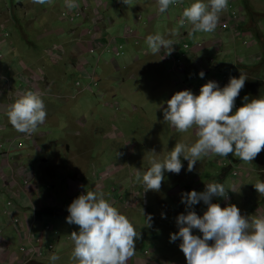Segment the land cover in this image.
Returning <instances> with one entry per match:
<instances>
[{
    "label": "rangeland",
    "instance_id": "obj_1",
    "mask_svg": "<svg viewBox=\"0 0 264 264\" xmlns=\"http://www.w3.org/2000/svg\"><path fill=\"white\" fill-rule=\"evenodd\" d=\"M63 1L64 0H58L56 2L57 5H61L59 9L64 5ZM240 1V5L237 4L235 0L228 1L227 8L220 15L224 16L226 11L230 13L231 9L239 10L241 17L246 20L245 24L240 26L239 32L242 33V31L246 30L251 31L254 35L253 41L257 43L251 47H246L243 44L244 40L247 39L246 37L237 33L232 37L227 31L221 32V36H223L224 40L221 44V51L223 54H215L212 57L211 63L201 59L202 63L200 67L197 68H194L191 62L189 63V59L183 60L184 64L182 63L177 71L170 70L172 74L167 72H165L167 74H164L161 71V76H159L157 71L152 70V64L144 57L150 54V49L146 41L141 42V40H138L137 45H134L133 39H123L125 27L123 23L124 20L114 17L117 20L114 25H112L111 21L109 25L102 27V34L104 36H102V42L105 45V51L100 56L99 54L86 55L87 65L85 69L81 71L84 72L86 70L87 74L91 73L93 68L95 69L97 67H95V64L98 59V67L95 69L98 85L92 87L91 90H87L85 87L89 85V80L86 77L76 75V79L74 80V82L77 80L81 84L79 88L83 90L77 100V106L72 104L71 107L76 108L77 114H75L74 117L78 118V120H82L84 125H81L82 127L80 126L74 131L71 129L67 133V128H65L64 131L62 130L64 125L43 122L38 125L40 132H48L43 142H39L38 140L41 139V137H34V132L31 139L32 141L20 139L18 142L21 143V147H23L17 151H12V154L15 156L13 166L18 168H32L34 173L33 178L37 175V179H32L33 185H40L38 187L39 197L36 198L34 196L35 198H31L32 194H27L31 199L29 202L31 204V209L28 208V200L24 195L19 196L18 199L20 200L17 199L18 201L15 202L14 209L18 212L22 206H25L29 214L24 215L20 211L19 213L28 220L35 219L37 212L42 214V220L38 221L37 219L33 222V232L35 234H38L42 226L46 223L52 226V231L46 234L43 255L36 260L39 264H77L76 261L71 259L74 250V242L71 239V233L73 231L78 232L79 226L67 222V217L69 216L67 209L75 198L87 191L103 192L105 198L116 206L122 214H125L133 223L137 233H140V238L136 240L135 255L127 261V264H187L186 257L179 247L181 240L178 238L176 241H171L170 236L179 231L177 217L180 214L186 215L188 211H195L198 215L202 216L207 210L208 205L201 200L189 208L179 197L174 198L171 196L170 191H172L175 185H181L192 180L193 183H191L190 189L203 192L207 183H218V181H212V177L218 176L214 173L215 169H217L219 173L225 171L226 183L223 185L227 189V195L226 197L213 196L211 198L212 203H218L221 207L235 204L240 209L241 215L244 216H264V205L257 204L258 209L253 206L255 201H259L258 197H253V194H247L244 200L241 201V193L238 192L239 187L237 188L238 191L232 190L233 184L240 180L235 179L233 173L237 172L239 176L241 173L243 179L244 173H246L244 170L246 167L249 168L246 169L249 172L253 171L251 174V184L253 186L260 177L264 178V173L259 172V170H263L264 168V158L262 166L258 168V165L242 161L239 157H236L235 154L230 153L227 157H222L212 153L208 154L209 158L206 164H204V159L206 158L203 157L200 161L196 162L194 170L189 172L187 170L188 161L181 157L183 164L182 170L179 174L165 171L164 180L162 181L159 191H144L145 185L142 182L143 174L151 166L149 163L150 158L154 157L162 161L170 154V151L177 142H184L191 145L197 140V138L193 136L181 139V133L178 132L174 126H171L170 123H166L164 118L160 117V107L158 106H160L161 103L167 104V99L170 94L173 95L177 91L188 89L194 94L197 92L196 95H198L201 86L209 80L216 81L218 85L223 88L229 82L230 77L238 78L241 73L248 76V72L251 71L252 75L250 76L255 77L258 83L262 81L260 84L262 88L260 96H264V43H261L260 39V36L264 39V0H257V2L254 0V3H250V0ZM246 1L249 2V7L240 9L239 6H243ZM130 2L132 5L123 3L120 4V6L128 7L132 12L125 22H127L126 25L136 31L133 21L138 15H141L142 22H140V24L144 25L146 14L149 9L136 12L135 6L138 0H130ZM193 2L194 0H184L183 5L188 7ZM2 3H5L9 8H11V6H16L17 8V10H14L15 13L13 14V18L17 22H13V25L9 28L6 27L7 29L4 30V33H11L15 38L19 39L18 35L21 36V33L18 29V24L22 25L23 32H25L28 37H32L34 32L39 30V25L26 27L24 23L28 19H31L29 23H32V19L36 17L33 13H39L40 8L47 6V3L37 4L29 0H0V4ZM19 3L23 5L22 10L20 9L21 6H19ZM113 7V4H110L106 14L111 12V8L114 10ZM158 9L159 4L156 5L155 13L151 16L153 19L158 18ZM12 10L13 9H11V11ZM257 11L261 16L257 14ZM44 12L45 11L42 10V12H40L41 15L42 13L44 14ZM166 13L169 15V20L165 19L164 14ZM176 18L182 19L183 17L179 16L178 8L170 5L169 9L154 22L153 33L163 35L164 32L168 31V29L170 31L171 29L172 31L175 30L176 34L179 28H182ZM120 21L121 23H119ZM63 23H65V21ZM73 25L69 24L68 30H60L61 33L65 32L66 36L70 39L63 37V43L61 42L63 48L64 45L70 43L73 39L75 42L77 38L85 35V31L80 29L79 26H74L75 31L72 32ZM79 30H83L84 33L78 35ZM136 32L143 37L142 33L144 30L142 28L138 29ZM124 35L127 39L128 36L125 32ZM109 37L115 38L113 42L115 45L114 48L117 49L121 46L120 55L116 56L115 52H113L114 48L111 45L107 47ZM197 38H199L198 34L195 33L193 36L186 38L185 41L193 45L197 41L194 43H190V41ZM20 39L23 42V48L20 52V58H22L25 56L24 53H29V47L28 43L25 42L23 38L20 37ZM125 43H128L127 45L132 43L136 48L132 47V50L134 49L133 51H126L124 48V46H126ZM39 46H41V43ZM166 51V49L161 48L159 53H157V57L162 61L161 64L163 65H167L164 58H162ZM212 52L211 48L205 49V53L207 54ZM61 53H64V50L60 52L55 61L49 59L53 65L47 62L46 65H42L40 68H38L39 66L34 68L35 70L33 72L37 74L44 73L46 81L50 82L49 84L48 82L45 83V88H43V94L41 95L42 100L45 94L48 93V90L54 86V84L58 83L57 79L47 74L46 70L52 69V67L59 70L62 64L67 65L68 63L65 57L63 60L62 56L64 54L61 56ZM181 53L183 52L181 51L180 54ZM180 54L177 55L176 58H180ZM2 55L3 57L0 58V62L5 60L4 53ZM76 57H79V55ZM91 57L93 60L89 62V58ZM194 57L195 56H193V58ZM190 58H192V56H190ZM137 60H139L137 66H134L133 71L127 74V77L124 74H120L117 77L118 72H116L115 69L117 70L119 67L122 69L124 64L132 66V64L129 63H135ZM74 62V68L76 66L78 70H81L82 68H79V63L76 62V59ZM45 66L46 68H44ZM111 68L113 70L110 71L109 69ZM201 71L204 72L203 77L199 75ZM122 72L125 71L122 70ZM173 76L176 80V86L167 90L166 84ZM0 77V85H2L0 89L8 90L9 97L13 96L18 99L20 95L18 91L19 85L18 83L15 85V83L12 82V74L7 70L6 72L0 70ZM16 77H18V75ZM131 77L134 78L130 79ZM109 78H112L111 85L114 89L111 93L109 92L108 86L105 87V91L100 89L102 84L107 81L109 83ZM184 78L190 79L183 80ZM58 79L60 81L61 77H58ZM114 79H119L121 82L117 84L113 82ZM188 80H190V83ZM246 82L247 80L241 90V96H238L235 101V104L239 106L246 102ZM104 85H107V83ZM254 88V84L250 85L252 94H255ZM1 95L0 91V97ZM57 99L60 100V97H55V100ZM0 100L2 101V99ZM51 101L52 105L55 106L54 100ZM0 106H2L1 103ZM2 108L5 109L6 106ZM193 129L183 134L189 133ZM77 131L79 132L78 134H76ZM2 132L8 135L10 131L7 129L5 131L0 130V141L4 142L6 136ZM59 139H70L68 140L69 148H67L66 151L61 147ZM25 141H28L30 144ZM32 142L37 145L33 146ZM34 148L36 150L35 155L39 157L37 168H35L34 162H31V157L35 156L32 151ZM153 150L155 152H153ZM46 159L48 162H51L49 164L45 163L46 167L54 163L55 165L60 164L65 166L67 170L57 167L51 168L54 176L49 180L50 176L47 175V170L49 168H43V163ZM86 161L89 162L88 167L84 166V164L83 166L80 165ZM113 162H115L113 165H108ZM74 165L76 166L74 167ZM72 168L83 176L79 178L83 183L82 192L74 193L71 196L62 194L61 198H58L59 195L57 194L53 196L50 190L52 187L45 188L44 183L51 185L52 183H58V181H55L56 178L58 176L62 178L64 175L71 179H75L77 176L74 174ZM200 168L204 169V173L200 172ZM138 172L141 175L140 180L137 179ZM40 180H43V182H40ZM96 186L102 188L96 190ZM63 187L64 186H62L61 189H63ZM248 191L250 190H245V192ZM254 191L257 192L256 189H254ZM44 195L52 196V198L54 197L56 202L58 199L59 206L63 208H50L54 207L55 201ZM67 197L69 198L67 199ZM8 200H10V198L5 193V190L0 189V229H2L4 238L10 242L9 250L18 254L19 242L16 231L12 227H6V216L4 211L5 204ZM12 201L14 202L13 199ZM43 205L47 207L45 208ZM250 206L253 207L251 208ZM148 217H151V220L148 222L150 226H147ZM193 234L202 237V233L198 229H193ZM209 243H212V241H209ZM48 245H52L51 250L47 249ZM53 254L58 255L60 258L56 261H52L50 257Z\"/></svg>",
    "mask_w": 264,
    "mask_h": 264
},
{
    "label": "clouds",
    "instance_id": "obj_2",
    "mask_svg": "<svg viewBox=\"0 0 264 264\" xmlns=\"http://www.w3.org/2000/svg\"><path fill=\"white\" fill-rule=\"evenodd\" d=\"M32 2L45 4L48 0ZM122 2L132 5L130 0ZM176 3L177 0H158V10L164 13ZM227 6L228 0H194L182 14L192 25L188 35L215 31L220 14ZM66 7L73 9L78 5L75 0H67ZM185 19L180 20L181 26ZM171 34L174 35L175 30ZM146 43L154 55L161 48L168 50L165 55H170L175 44L160 34L149 35ZM199 75L203 77L204 72ZM246 80V75L241 73L238 78L230 77L223 88L216 81L209 80L201 86L198 95L185 89L171 96L164 109V121L180 133L195 127L197 140L191 145L177 142L162 161L150 158L151 166L142 176L144 191H159L165 171L179 174L183 168L181 157L188 161L187 170L191 172L196 162L209 153L222 157L231 153L242 161L250 162L264 150V96L250 101L246 97V102L233 111ZM46 116L44 101L39 93L32 90L25 91L7 111L11 125L25 134L35 132ZM137 179H141L139 172ZM254 187L264 195V182L257 181ZM226 195L227 189L220 183H207L203 192L192 190L182 195V202L189 208L201 200L208 205L202 216L195 211L180 214L177 217L179 231L170 236L171 241L181 240L179 247L187 264H264V216H244L235 204L221 207L211 202L213 196ZM67 210V222L79 226L78 232L71 233L74 242L71 259L77 264H127L135 255L140 233L130 219L105 198L103 192L80 194ZM150 220L148 217L147 226H150ZM193 229H198L202 237L193 234ZM59 258L55 254L50 257L52 261Z\"/></svg>",
    "mask_w": 264,
    "mask_h": 264
},
{
    "label": "crops",
    "instance_id": "obj_3",
    "mask_svg": "<svg viewBox=\"0 0 264 264\" xmlns=\"http://www.w3.org/2000/svg\"><path fill=\"white\" fill-rule=\"evenodd\" d=\"M29 1L32 2V0H29ZM57 1L58 0H55V1H50L49 0V2L47 3V6L41 7L40 8V12H42V10H44L45 11L44 14L42 13V15H41L40 12L37 13V14L33 13V15L36 16V17H35V19H32L33 20L32 23H29L31 21V19H28L27 21H25L24 24L26 25V27H29L31 25H34V26L35 25H39V30H36L34 32V34L32 35V37H28L26 35V33L23 32L22 25L18 24L19 28L18 27L17 28L19 29V31L21 33V36L18 35L19 39L15 38L14 35H12L11 33H9V34L6 33V34H8L7 37H5V35H4L5 33L3 34L4 30H6L7 28H9V27H11L13 25V22H17L13 18L14 17L13 14L15 13L14 10H17L16 6H11V8H9L5 3L0 4V53L1 54L4 53V57H5V60L0 62V70H2V72H6V70H7L13 76L12 82L15 83V85H16V83H18V85H20L21 84V80L19 79V76L23 75L24 71L27 68L35 70L34 68L36 66H39L38 68H40L42 65H46L47 62L50 65H53V64H51V62L49 61V59H48V57L46 55V51L47 50H49V49H57V51L59 49H61V51L64 50V53H61V56L64 54L62 57H63V60H64V57H65V59L68 61L67 65L62 64L60 66L59 70H57L55 67H52V69H47L46 70L47 74H49L50 76H52L55 79H57L58 83L54 84V86H52L48 90V93H46L45 96L43 97V101H44L45 108H46V111H47V116H46V119H45L44 122H49V123H52V124L56 123L57 125H64L62 130L64 131L65 128H67L68 129L67 133H68L69 130L73 129V131H74L76 128H79L81 125L82 126L84 125L83 124L84 122L82 120H78V118L74 117V115L77 114V110H76V108H72L71 105L75 104L77 106V102H78L77 100H78V98H79V96L81 95V92H82V89L75 88V86H74V83H75L74 80L76 79L75 76L76 75L84 76V74L87 73L86 70L84 72H81L82 70H78L76 66L74 68V64H75L74 60L76 59V62H77L79 60V57H82V56L87 55V54H85V53L82 54V53L79 52V50L75 46L74 39L70 43L64 45V48H63V44H62L63 40H64L63 37H66L67 39H69V38L66 36L65 32L61 33L60 30L61 29L64 30V29L69 28V24L66 23V22L63 23L64 21H62L59 18V11H60L59 7H60V5H57V3H56ZM236 1H237V4L240 5L241 1L240 0H235V2ZM108 2H109V4H113V6H114L113 7L114 10H112V8H111L110 9L111 12L109 14H106L107 17H109V24L112 21V25H114L117 22L116 18H114V17H118L121 20H124L123 23H124V25H126L127 22H125V21H126V19H128V16L130 14H132V12L128 9V7L120 6L117 3V1H113L112 0V2H111V0H108ZM178 2H179V4H178L177 8H178V11H179V16H183L182 15L183 14V10H184V8H186V6L183 5L184 0H183V2H182V0H178ZM205 2H207V0H205ZM256 2H257V0H256ZM250 3H254V0H250ZM157 4H158V0H138V3L135 6L136 12H141V11H143L145 9H149L147 11V14H146L145 24L144 25H142V24L135 25L136 31L138 29H141V28L144 30V32L142 33L143 37H141V35H139L137 33V36H138V38H140L141 42L146 41V39H147V37L149 35H155V33H153V28H154V25H155L154 22L157 19H159L160 16L163 14V13L159 12L158 13L159 16L157 15V17H158L157 19H153V17H151L152 14L155 13V7H156ZM19 6H21L20 9L22 10V6L23 5L21 3H19ZM239 7H240V9H244L246 7H249V2L246 1L243 6H239ZM11 9H13V10L11 11ZM257 14L259 16H261L258 11H257ZM222 17H223V15H220V19ZM119 23H121V21ZM4 27H5V29H4ZM181 30L182 29L179 28V30L177 31V33L174 36V35L171 34L172 30L170 29V31H169V29H168V31L164 32L162 36H164L166 39L173 40V42L175 43L176 37H177V35L179 34V32ZM74 31H75V27L73 26L72 27V32H74ZM84 31L83 30H79L78 31V35L83 34ZM183 31L185 32L184 35H183L184 36L183 39L185 40L186 38L189 37V35H188L189 31H186V30H183ZM197 34H198L199 38H197L195 40H191L190 43H194V42H196L198 40H201V41H206L207 43H209V46H211L213 42H215V43L220 42V44H222L223 41H224L223 40V36H221L222 34L219 33L218 25H217V28L215 29V31H213L211 33H203V32H201V33H197ZM100 36L101 37L98 39V41L103 44L102 39H103L104 36L102 34V31H101V35ZM20 37L23 38V40H25V42L28 43V47H29V50H28L29 53H24L23 52L25 56L22 57V58H20V52L22 51V48H23V42L21 41ZM260 39L262 40V36H260ZM18 41H20V42H18ZM176 42H177V40H176ZM40 43H41V46H39ZM125 44H126V46H124V48L126 49V51L132 50V47L136 48V46H134L132 43H130V45H127L128 43H125ZM143 49H145V48H143ZM104 51H105V49H104ZM146 51H149V50H146ZM149 52H150V54L147 55V56H144V57L146 58V60H148L149 63L152 64L151 66L153 67L152 68L153 71H157V74L159 76H161V74H160L161 71L164 74L171 73L170 69H169V67L167 65L161 64L162 61L158 59L157 54L154 55V54L151 53V51H149ZM73 54H75V55H73ZM100 54H101V52H100ZM77 55H79V57H76ZM192 57H193V55H192ZM92 60H93L92 57L89 58V62H91ZM189 60H191V58H189ZM137 62H139V60H137L135 63H131L130 62L129 64H132V66H129L128 64H124V67L122 69L120 67L117 69L119 71H117L115 69V71L118 72L117 73V77L120 74L121 75L124 74L127 77V74H129V73H131L133 71L134 66H137V64H138ZM96 66L98 67L97 63L95 64V67ZM44 68H46V66ZM83 69H85V68H83ZM109 70L111 71L113 69L111 68ZM122 70L125 71V72H122ZM261 71H263V70H261ZM165 72H167V73H165ZM17 75H18V77H16ZM58 77H61L60 81H59ZM133 78L134 77H131L130 79H133ZM18 79H19V81H18ZM186 79H190V78H184L183 80H186ZM111 82H112V78H109V83H108V81L105 82V83H107V85H104L105 83L102 84L100 86V89L105 91V87L108 86L109 92L111 93L112 91H114L113 86L111 85ZM113 82L118 84L119 82H121V80H119V79L115 80L114 79ZM188 82L190 83V80H188ZM175 83H176V80H175V78L173 76L172 78H170L169 82H167V84H166L167 90H170V89L174 88L176 86ZM259 83H262V81H259ZM0 84H1V77H0ZM0 86H2V85H0ZM241 93H242V91L239 93V96H241ZM171 96L172 95L170 94L169 98L167 100H169ZM55 97H60V100H58V99L55 100ZM51 100H54L55 106L52 105V101ZM56 101H58V102H56ZM235 106H236V104H235ZM235 106H234L233 111L236 110ZM2 107H4V106H0V127H1L0 130L1 131H5L7 129L8 131H10V133L8 135L4 134V132H2V133L5 136H7V137H12L15 134V128L11 125V123H10L8 117H7L8 108L4 109ZM158 107H160V109H159L160 110V117L164 118V109L167 108V104L161 103L160 106H158ZM60 115H62V116H60ZM78 133L79 132L77 131L76 134H78ZM47 134H48V132H46V131L40 132L39 131V126H37V129L35 130V133H34V137L35 138L41 137V139H38V140H39V142H43V139H44V137ZM4 135H3V137H4ZM180 135H181L180 136L181 139H185L188 136H190V137L193 136L194 138H197V136H196V128H194L189 133H186V134L181 133ZM68 140H70V139H59L60 145L65 151L67 150V148H69ZM32 151L34 152V155H35L36 154L35 153L36 152L35 148ZM262 151H261V154H262ZM209 154H212V153H209ZM204 158H206V159H204V164H206L208 162V158L209 157L207 155ZM46 161H47V159L43 163L44 164L43 168L44 169L49 168L47 170V175L50 176L49 180L51 178H53V176H54V173L52 172L53 170L51 168L57 167V168H63L64 170H67L65 168V166L60 165V164L55 165L54 163H52V164H50V166L46 167V164L51 163V162H48V161L46 162ZM31 162H34L35 168H37L38 162H39V157L37 155H35L34 157H31ZM114 163L115 162H113L111 164H108V165H113ZM252 163H254L255 165L256 164L258 165V160H254ZM83 164L86 167L89 166V162L88 161L83 162L80 165L83 166ZM262 164H263V155H262ZM75 166L76 165H74V167ZM246 169H249V168L246 167ZM246 169H244L246 171V173H244L243 179H242V175L240 173V178H239L240 180L238 179L239 182L236 181V183L233 184L232 190L238 191L237 188L239 187V191L238 192L241 193L240 194V196L242 197L241 201L244 200L245 195H247V194H253L252 195L253 197H255V196L258 197L259 201H255V204H253V206L256 209H258L257 208L258 207L257 204L264 205V195H260L258 192L254 191L255 187L251 184V174L253 173V171L249 172ZM199 170H200V172L204 173V169L203 168H200ZM240 170H243V169H240ZM214 173H216L218 176L214 177V178L212 177V181L213 182L218 181V183H220V184H225L226 183L225 171H222L221 173H219L218 170L215 169ZM74 174L77 176L75 179H71L70 177H68L66 175H64L62 178H59V176L56 178L55 181H58V186H59V190H60L59 193H57V195H59L58 198H61L62 194H65L67 196H71L72 194L77 193L76 191L71 190V189L67 190V185L70 183V181L78 182V185L81 188H83V183L79 180V178H82L83 176L80 175L77 170H74ZM109 175H111V174H109ZM35 179H37V175L33 178V180H35ZM258 181L264 182V178L260 177L258 179ZM40 182H43V180H40ZM185 182H187V181H185ZM191 183H193L192 180H190L187 183L181 184V185H175V187L172 189V191H170V195L173 196L174 198L179 197V199L182 200V195L184 193L192 191V189H190L191 188ZM44 185L45 186L46 185H50L51 187H55L56 183H52V185L48 184V183H46V184L44 183ZM39 186L40 185L34 186L35 187L34 188V190H35L34 192H38V193L35 194V195H32L31 198L34 197V196H36V197L40 196V195L38 196V194H39L38 187ZM62 186H64L65 188L63 187V189H61ZM101 188L102 187L96 186L95 189L99 190ZM246 189H248L250 191L245 192ZM50 190L52 191V194L54 196V194H56V193H54V189L52 188ZM69 191L71 192V194L68 195ZM5 193L9 196L10 199L12 198L14 200V203L16 201L20 200V199H18L19 196L24 195L21 192L17 196V194H15L11 189L5 190ZM24 196L27 197L28 202L31 201V199L28 196H26V195H24ZM44 196L45 197L48 196L47 198L53 199L55 201L56 205L54 204V207H50V208H54V209L59 208V207L61 209L63 208L62 206H59L58 199H57V202H56L54 197L52 198V196H49V195H44ZM68 198L69 197H67V199ZM17 204H18V202H17ZM43 206H45V208L47 207L46 205H43ZM28 208L31 209V207H28ZM19 211L22 214H24V215H28L29 214L28 213V209L25 208V206H22L19 209ZM37 213H36V220L37 219H38V221L42 220V218H43L42 214L38 213L39 215L37 216ZM27 221L28 222H32V220H27ZM33 263H38V261H35Z\"/></svg>",
    "mask_w": 264,
    "mask_h": 264
},
{
    "label": "built area",
    "instance_id": "obj_4",
    "mask_svg": "<svg viewBox=\"0 0 264 264\" xmlns=\"http://www.w3.org/2000/svg\"><path fill=\"white\" fill-rule=\"evenodd\" d=\"M117 1V3L123 4L122 0H113ZM233 1V0H228ZM64 5L62 8H60L59 11V18L62 21H65L68 24H74L73 26H79V28L85 30V35L81 36L80 38H77L75 40V46L79 50V52L82 54L85 53L87 55H95L99 54V56L102 54V52L105 49V45L100 43L98 39L101 37V31L103 26L109 25V17L106 15V11L108 9V6L110 5L108 0H75V3L78 5V7L73 9H68L66 7L67 0H64ZM112 2V0H111ZM178 0L176 4H173L172 6L177 8L178 7ZM61 6V5H60ZM230 9V7H229ZM239 10H233L231 9V12L228 11L225 12L224 16L218 23V29L219 33L221 32H229L232 37L234 34H241L242 36L246 37L247 39L244 40L243 44L246 47H251L255 45L257 42L253 41L254 35L251 31L246 30L242 31L240 33V26H243L245 24V18L241 17ZM165 18L168 20L169 15L166 13L164 14ZM181 17V16H180ZM183 17V16H182ZM185 19V18H182ZM149 20V19H148ZM177 22L180 23L181 19L176 18ZM146 21V19H145ZM142 22V16L138 15L135 20L133 21L134 25H138ZM148 22V21H147ZM79 25H76V24ZM182 30L179 32V35L176 37L177 42L175 41V44L173 45V50L170 55L164 54V60L167 63V66L170 70L177 71L181 64L183 63V60H188L190 56H195L193 59L189 60V63L191 62L194 68L200 67L201 59L204 61H208L209 63L212 62V57L217 54H223L221 51V44L220 42L215 43L213 42L211 46H209V43L206 41H197L193 45L188 44L184 39V31H191L192 25L185 19V24L181 26ZM5 28V27H4ZM107 30V29H106ZM124 32L127 34L128 38H125ZM123 32V39L134 40V45H137L138 38L137 32L133 30L130 26L125 25ZM4 34V32H3ZM5 37L8 36V34H4ZM114 37H109V42L107 44L108 46H112L114 48ZM206 48H211L212 53H205ZM121 46L117 49L114 48L113 52H115L116 56L120 55ZM168 51V50H167ZM183 52L180 54V52ZM61 49L57 51V49H49L46 51V55L48 59L51 61H55L56 57L60 54ZM101 52V54H100ZM119 53V54H118ZM180 54V58H176L177 55ZM86 55L80 57L79 61V68L81 67L85 68L87 65L86 61ZM3 57L0 53V58ZM136 57V56H135ZM57 62V61H56ZM98 62V59L96 63ZM181 62V63H180ZM188 63V64H189ZM184 64V63H183ZM33 69H26L24 74L20 76L21 84L19 85L18 91H19V97L24 94L27 90H32L40 94V96L43 94V88H45V83L49 81H46L44 73L37 74L33 72ZM84 77H86L89 80V85L85 87L87 90H91L92 87H96L98 85L97 79H96V73L93 69L91 73H85ZM44 85V86H43ZM75 88H79L81 84L76 81L74 83ZM83 90V89H82ZM1 91V97L2 101L0 100V103L2 106H6V108L9 109V107L16 101V97L14 98L9 97V91L5 89H0ZM197 94V92H195ZM242 94V93H241ZM236 109H238L240 106L236 104ZM33 133L31 134H25L20 133L15 129V134L12 137H5L4 142L0 141V189L1 190H8L11 189L15 194H18L22 192V194H32L34 190V186L32 179H33V169L32 168H18L13 166L14 164V155L12 154V151H17L21 149V143L18 141L20 139L24 140H31L33 137ZM32 141V140H31ZM17 142V143H16ZM29 143L28 141H25ZM16 143V144H15ZM30 144V143H29ZM32 145H36L32 142ZM7 146V147H6ZM262 155L264 158V150L262 151ZM259 172L264 173L263 170H259ZM233 177L235 179H239L240 176L237 172L233 173ZM45 188H51L50 185H46ZM54 189V192L57 194L59 193V186L58 183H56L55 187H52ZM71 189L76 191L77 193L82 192V188L78 185V182H72L67 185V190ZM71 194V192H68V195ZM15 203L12 201V198L8 200L5 204V211L4 214L6 216V227H12L15 229L16 234L18 236V254L12 252L9 250L10 242L7 241L3 234L2 229H0V264H30L33 261L38 260L43 255V246L46 239L47 232L52 231V226L49 223H46L42 226V229L39 231L38 234H35L33 232V220L32 222H28L27 218L25 216H20L19 211L17 212L15 209ZM48 250L52 249V245L47 246ZM3 255V256H2Z\"/></svg>",
    "mask_w": 264,
    "mask_h": 264
},
{
    "label": "trees",
    "instance_id": "obj_5",
    "mask_svg": "<svg viewBox=\"0 0 264 264\" xmlns=\"http://www.w3.org/2000/svg\"><path fill=\"white\" fill-rule=\"evenodd\" d=\"M261 43H264V39H262L261 40ZM258 71V70H257ZM250 75H252V73H251V71H249L248 72V76L246 75V77H247V82H246V95H247V97H248V100L250 101L251 99H253V98H258V97H260V94H261V92H262V88L260 87V84L261 83H258V81H256V78L255 77H252V76H250ZM254 84V86H255V88H254V93L255 94H252V89H250V85H253ZM259 90H261V91H259ZM264 91V90H263ZM254 160H258V168L259 167H261L262 166V154H261V152L254 158ZM253 160V161H254ZM253 161H250L249 163H251V164H254V163H252ZM255 165V164H254ZM257 165V164H256ZM39 214H37V216H38ZM30 264H39V263H30Z\"/></svg>",
    "mask_w": 264,
    "mask_h": 264
}]
</instances>
